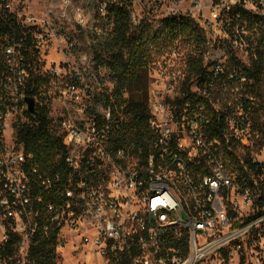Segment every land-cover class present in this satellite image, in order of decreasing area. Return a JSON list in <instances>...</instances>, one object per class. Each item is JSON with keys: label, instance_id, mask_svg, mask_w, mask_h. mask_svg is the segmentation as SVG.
<instances>
[{"label": "built area", "instance_id": "2783aa9c", "mask_svg": "<svg viewBox=\"0 0 264 264\" xmlns=\"http://www.w3.org/2000/svg\"><path fill=\"white\" fill-rule=\"evenodd\" d=\"M125 6L133 29L184 15L206 37L202 78L167 69L186 59L177 44L150 69L146 155L116 143L117 106L92 54L69 78L44 65L47 48L76 50L80 32L89 45L106 37ZM236 8L252 18L231 20ZM259 43L264 0H0V264H44L31 254L42 243L54 264H264V70L257 81L228 64L232 53L249 67ZM33 74L67 78L54 164L14 139Z\"/></svg>", "mask_w": 264, "mask_h": 264}, {"label": "trees", "instance_id": "16d2710c", "mask_svg": "<svg viewBox=\"0 0 264 264\" xmlns=\"http://www.w3.org/2000/svg\"><path fill=\"white\" fill-rule=\"evenodd\" d=\"M240 15L241 21L250 20L251 15L239 8L229 13L232 20ZM109 19L114 27L106 37L94 36L95 44L92 52L91 73L97 74L100 70L108 71L111 94L104 93L108 103L113 107L116 126V143L135 144L142 147L147 154L144 140L148 134L147 104L150 69L175 44L187 51L185 66L187 81L192 77L202 78L205 69L202 55L205 51L206 37L197 22L189 16L178 15L159 21L144 19L138 29L131 26L130 13L127 7L112 8ZM256 58L251 60L250 66L245 67L232 53H229L230 68L242 69L244 74L260 81L264 70V48L261 43L255 48ZM53 82H60L48 74H33L25 89V97L33 98L36 102L35 113L24 112L27 121H18L13 126L14 139L17 146L23 147L26 153L34 154L37 161L44 165L54 164L64 158L65 148L58 126L50 117V109L46 104L48 91ZM62 82V81H61ZM121 113V115L119 114ZM222 128V123L220 124ZM216 131V135H222ZM54 246L42 243L32 250L39 262L54 264Z\"/></svg>", "mask_w": 264, "mask_h": 264}, {"label": "rangeland", "instance_id": "374dc122", "mask_svg": "<svg viewBox=\"0 0 264 264\" xmlns=\"http://www.w3.org/2000/svg\"><path fill=\"white\" fill-rule=\"evenodd\" d=\"M34 5L33 2H29V6ZM214 33V32H213ZM93 36L88 32H80L79 34V46L76 50L72 51L71 54L65 52L62 53L61 51H57L56 47L53 48H47L48 50L45 53V69L49 70V68H59V73L62 74L63 77H68L70 75L68 74H74L76 70L81 68V62H80V55L83 53H89L92 54L94 50V46L89 45L88 41L92 40ZM183 54H187L186 50H183ZM182 57V53H181ZM179 57L176 60H171L167 62V69H172V72H182L185 66V61ZM246 59V56H244ZM247 61V60H246ZM159 63L155 66V68H158ZM154 68V69H155ZM166 69V68H165ZM150 74H155L154 70H151ZM98 80L100 84H102V87L105 90H109L112 88V85L110 84L109 80V74L108 71L105 69H102L98 73ZM90 86H97L95 82L92 80L87 81ZM67 85V78L64 79V81L60 82H53L51 84V87L48 91V97L50 96V99H47V103L50 109V117L54 119H58L61 116V100L59 98H55V94H60V92L63 91V88ZM37 102V101H36ZM18 121L26 122V117L21 116V113L18 114L13 119V124L15 125ZM206 263V262H205ZM208 264H218L216 261H208Z\"/></svg>", "mask_w": 264, "mask_h": 264}, {"label": "water", "instance_id": "95a60500", "mask_svg": "<svg viewBox=\"0 0 264 264\" xmlns=\"http://www.w3.org/2000/svg\"><path fill=\"white\" fill-rule=\"evenodd\" d=\"M27 110L29 113L34 114L36 109V101L33 98H26Z\"/></svg>", "mask_w": 264, "mask_h": 264}]
</instances>
